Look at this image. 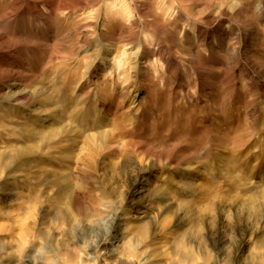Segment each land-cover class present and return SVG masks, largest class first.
<instances>
[{
	"label": "clouds",
	"instance_id": "obj_1",
	"mask_svg": "<svg viewBox=\"0 0 264 264\" xmlns=\"http://www.w3.org/2000/svg\"><path fill=\"white\" fill-rule=\"evenodd\" d=\"M0 264H264V0H0Z\"/></svg>",
	"mask_w": 264,
	"mask_h": 264
}]
</instances>
